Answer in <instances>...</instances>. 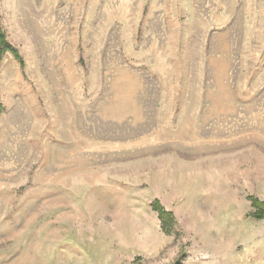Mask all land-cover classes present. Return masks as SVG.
I'll return each mask as SVG.
<instances>
[{
	"label": "rangeland",
	"instance_id": "obj_1",
	"mask_svg": "<svg viewBox=\"0 0 264 264\" xmlns=\"http://www.w3.org/2000/svg\"><path fill=\"white\" fill-rule=\"evenodd\" d=\"M0 32V264H264V0H0Z\"/></svg>",
	"mask_w": 264,
	"mask_h": 264
},
{
	"label": "trees",
	"instance_id": "obj_2",
	"mask_svg": "<svg viewBox=\"0 0 264 264\" xmlns=\"http://www.w3.org/2000/svg\"><path fill=\"white\" fill-rule=\"evenodd\" d=\"M5 44V41H4V38H3V35L2 33L0 32V46L4 45ZM0 53H1V50H0ZM14 54H16V52L14 51Z\"/></svg>",
	"mask_w": 264,
	"mask_h": 264
}]
</instances>
